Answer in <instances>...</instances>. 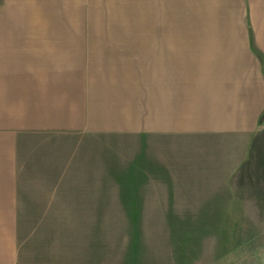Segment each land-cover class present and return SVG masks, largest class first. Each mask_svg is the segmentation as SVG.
<instances>
[{
	"label": "crops",
	"instance_id": "crops-1",
	"mask_svg": "<svg viewBox=\"0 0 264 264\" xmlns=\"http://www.w3.org/2000/svg\"><path fill=\"white\" fill-rule=\"evenodd\" d=\"M241 2L244 29H99L60 24L88 0H0V264H203L194 214L234 244L264 213V0Z\"/></svg>",
	"mask_w": 264,
	"mask_h": 264
},
{
	"label": "rangeland",
	"instance_id": "rangeland-1",
	"mask_svg": "<svg viewBox=\"0 0 264 264\" xmlns=\"http://www.w3.org/2000/svg\"><path fill=\"white\" fill-rule=\"evenodd\" d=\"M88 0L81 19L69 13V28H221L244 29L246 8L241 0ZM57 23L53 22V27ZM59 24V25H60ZM193 215V214H191ZM216 213L194 214L208 218L198 256L203 264H264V213L243 214L247 222L234 244L226 240ZM212 218V221H209ZM259 225V228L251 226ZM225 240L227 244H225ZM223 242V243H222Z\"/></svg>",
	"mask_w": 264,
	"mask_h": 264
}]
</instances>
